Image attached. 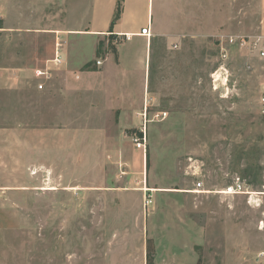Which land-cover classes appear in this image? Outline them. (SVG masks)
Returning <instances> with one entry per match:
<instances>
[{
    "label": "rangeland",
    "instance_id": "obj_1",
    "mask_svg": "<svg viewBox=\"0 0 264 264\" xmlns=\"http://www.w3.org/2000/svg\"><path fill=\"white\" fill-rule=\"evenodd\" d=\"M91 5L0 0V264H264V60L231 50L211 80L215 38L264 35V0H152L145 81L92 73L69 113L43 108L34 70Z\"/></svg>",
    "mask_w": 264,
    "mask_h": 264
},
{
    "label": "crops",
    "instance_id": "obj_2",
    "mask_svg": "<svg viewBox=\"0 0 264 264\" xmlns=\"http://www.w3.org/2000/svg\"><path fill=\"white\" fill-rule=\"evenodd\" d=\"M116 1L92 0L89 24L83 32L69 35L72 40L70 41L71 47H67L60 37H55L52 58L34 70L35 92L37 93L35 97L39 99L43 108L51 106L52 111H57L60 108V101L67 99L66 105L69 113L75 102L72 80L77 81L81 78L85 80L92 73L104 75L107 72L111 75L122 73L128 75L142 72L143 81L146 80L147 62L152 51L151 44L153 45L155 41L151 26L152 0H122L120 17L112 29H109ZM148 23H150V36L140 35L141 29L146 28ZM110 42L115 46L112 48L113 52L106 50L102 65L99 67L95 65V69L99 70L102 66L103 69L96 73L84 71V66L95 55L99 43L107 46ZM57 53L61 57V63L55 66L52 60ZM45 70L50 71V79L45 80L44 77L36 76L37 71ZM41 82L44 83L43 89L38 90L37 84ZM53 87L59 88L53 89ZM60 87L63 88L60 89ZM64 87L67 89L64 90ZM145 106L147 107V104L143 103L142 108L137 112L141 114ZM21 144H23L22 141Z\"/></svg>",
    "mask_w": 264,
    "mask_h": 264
},
{
    "label": "built area",
    "instance_id": "obj_3",
    "mask_svg": "<svg viewBox=\"0 0 264 264\" xmlns=\"http://www.w3.org/2000/svg\"><path fill=\"white\" fill-rule=\"evenodd\" d=\"M149 31V32H148ZM140 35H143L145 37L150 36V23H148L146 28L141 29ZM177 44L174 43L171 45L172 49H177ZM215 48L217 51L218 61L219 65L214 70V73L211 75L212 83L214 84V87L216 83L224 80L226 83L227 78V67L226 65L230 61V53L231 50L238 51L239 53H242L245 56L255 57L260 60H264V35H232V34H225V35H219L215 38ZM55 64V66H58L59 63H61V57L58 56V53L55 54L54 59L52 60ZM102 61L97 60L95 62L96 66H101ZM37 77H44L45 80L50 79L51 74L50 71H37L36 72ZM224 77V78H223ZM44 86V83H38L37 89L42 90ZM146 106L144 111L141 113L143 114V118H146ZM258 108L259 113L261 116L264 117V90L261 93L259 99H258ZM140 114V115H141ZM167 116L166 112H158L156 115V119L163 120ZM145 124H143L144 128ZM134 146L137 150H140L143 152V154L146 152V134L144 132V129L140 131L139 135L137 137H134L133 139ZM202 184L201 182H198L195 184V191H198L201 188ZM245 188L243 184L236 180L232 185L226 187L223 191V194H243L245 192ZM150 200L147 198L144 199V206L149 205ZM260 256L264 258V251L260 253Z\"/></svg>",
    "mask_w": 264,
    "mask_h": 264
},
{
    "label": "trees",
    "instance_id": "obj_4",
    "mask_svg": "<svg viewBox=\"0 0 264 264\" xmlns=\"http://www.w3.org/2000/svg\"><path fill=\"white\" fill-rule=\"evenodd\" d=\"M121 3L122 0H117L116 1V8H115V12L113 14V18L110 22V27L109 29H112V27L114 26V24L116 23V21L119 19L120 14H121ZM148 256V255H147Z\"/></svg>",
    "mask_w": 264,
    "mask_h": 264
},
{
    "label": "bare ground",
    "instance_id": "obj_5",
    "mask_svg": "<svg viewBox=\"0 0 264 264\" xmlns=\"http://www.w3.org/2000/svg\"><path fill=\"white\" fill-rule=\"evenodd\" d=\"M145 190V189H144Z\"/></svg>",
    "mask_w": 264,
    "mask_h": 264
}]
</instances>
